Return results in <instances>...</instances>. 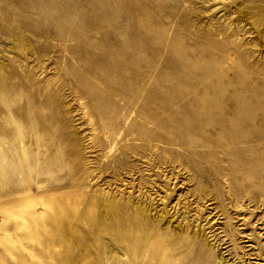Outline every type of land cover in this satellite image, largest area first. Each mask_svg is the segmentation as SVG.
<instances>
[{"label": "rangeland", "instance_id": "obj_1", "mask_svg": "<svg viewBox=\"0 0 264 264\" xmlns=\"http://www.w3.org/2000/svg\"><path fill=\"white\" fill-rule=\"evenodd\" d=\"M0 144L18 167L0 180V264H150L86 217L42 242L28 222L73 192L97 216L139 201L172 236L194 205L219 209V231L264 244V0H0Z\"/></svg>", "mask_w": 264, "mask_h": 264}, {"label": "bare ground", "instance_id": "obj_2", "mask_svg": "<svg viewBox=\"0 0 264 264\" xmlns=\"http://www.w3.org/2000/svg\"><path fill=\"white\" fill-rule=\"evenodd\" d=\"M246 121L247 123L249 122L248 120H244V122ZM17 168L11 156L9 155L8 158L5 156L0 144V180H4L6 176L9 178L14 177ZM212 198L210 197L209 199L211 200ZM28 202L26 211L32 213L38 200L29 198ZM123 202L124 204L116 197L109 200L106 199L104 202L105 208L97 216L96 212L100 209L99 205L90 202L89 210L87 205L84 208L82 206L84 199L76 192L65 196L55 195L45 197L42 202L45 221L40 225H36V221L33 219L27 225L31 230L38 232L39 235L41 230L42 234L39 238L41 240L44 239L42 242H47L49 245L52 241L57 243L59 241L64 242L67 233L66 227L69 228L68 224L73 222L75 225H78L81 217H86L92 224L94 222L99 223L98 227L100 231L107 237H111L119 243L128 244L133 254H136L140 248L143 251V255L149 257L150 264H158L159 262L161 264H233V261L239 264L240 262L246 263L249 258V263L251 258L264 261V244L256 243V245L250 246L251 242L249 241H255L256 235L249 234L248 229L240 231L238 229H228L227 226H224L222 231H219V222L216 218L219 215V209L214 215H210L212 210L209 211L210 213L203 218V215H201L202 206L194 205L192 207L194 214H192V218L188 223L179 221L178 224L173 225L172 222V226L176 232L172 236L158 231L156 223L151 221L148 215H146L148 208L145 205L139 206V201L132 202V200ZM130 202L133 203V206H131ZM200 202L198 201V203ZM216 207L219 206L217 205ZM222 213L232 220L230 214H228V207ZM85 214H88V216H85ZM159 216L158 219L160 221L163 215L159 214ZM103 219H105L104 222ZM203 220H206V222L202 223ZM245 224L246 220H243V225ZM244 228L247 227L244 226ZM240 233L243 234L242 237L239 236ZM260 233L263 234L262 237L264 239V224L260 228ZM240 238L244 240L243 243L245 244H242ZM222 240L226 243L230 240L234 244L238 260L231 261L227 257L222 250L223 247H219ZM246 242H249L248 245H246ZM52 243L50 246H52ZM124 254L123 252L122 256ZM130 264L134 263L130 262Z\"/></svg>", "mask_w": 264, "mask_h": 264}]
</instances>
